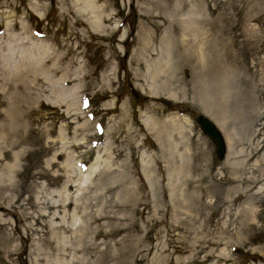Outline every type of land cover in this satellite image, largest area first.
Instances as JSON below:
<instances>
[{
  "label": "rangeland",
  "instance_id": "374dc122",
  "mask_svg": "<svg viewBox=\"0 0 264 264\" xmlns=\"http://www.w3.org/2000/svg\"><path fill=\"white\" fill-rule=\"evenodd\" d=\"M0 144V264H264V0H0Z\"/></svg>",
  "mask_w": 264,
  "mask_h": 264
},
{
  "label": "bare ground",
  "instance_id": "6f19581e",
  "mask_svg": "<svg viewBox=\"0 0 264 264\" xmlns=\"http://www.w3.org/2000/svg\"><path fill=\"white\" fill-rule=\"evenodd\" d=\"M39 51H41L42 50V48L41 47H38L37 48ZM35 59H37L36 57H28L27 55H24V56H20L18 59H16L17 61H16V63H15V67L16 68H20L22 71L24 70L25 72H27V73H31V71H33V69H35V65H36V63H37V61L35 60ZM32 74V73H31ZM167 95H169V96H173L172 95V93L171 92H168L167 93ZM74 96V95H73ZM69 102H71V100L69 99ZM207 117V116H206ZM208 118V117H207ZM210 119V118H209ZM211 120V119H210ZM168 121V128L166 129V128H160V127H158L159 129H158V131H157V133L159 134V136H161L162 137V139L163 138H166L170 143H172V140H171V138L173 137V134H174V131L175 130H177V128H179L180 126H179V120L176 118V117H174V116H171V117H169V120H167ZM212 121V120H211ZM214 124H215V122H213ZM164 124V123H163ZM216 125V124H215ZM218 125V124H217ZM19 126V124H17V127ZM218 127V126H217ZM220 127H218V129H219ZM220 130V129H219ZM173 144V143H172ZM17 144H15V146H16ZM2 147V145L0 144V148ZM2 154H4L3 152H2V149H0V159H1V157H2ZM15 158H17V155H13ZM6 166V165H5ZM16 167V166H15ZM14 169V167H12V169L8 172V170H7V168H5V171H3V172H0V178L1 177H5V176H9L10 174H11V172L13 173V170ZM174 169H176V167H174ZM174 171H176V170H174ZM15 173V172H14ZM65 207V205L64 204H51L50 205V208H52L53 210H55V209H58V208H64ZM1 209V208H0ZM82 212H84V211H82ZM72 213H75V210H73L72 211ZM88 213L86 212L85 213V216L87 215ZM96 216V217H95ZM94 217V218H93ZM57 218V217H56ZM92 218H93V221H92ZM65 219V218H64ZM63 219V220H64ZM61 220V219H60ZM97 221V213H96V215H94V216H91V217H89L88 218V220H87V223H92V222H96ZM61 225H63V224H60L58 227H60ZM70 229V228H69ZM96 235H97V233H95ZM79 237V239H77V238H75V241L74 242H71V244H67V242H65L64 241V243H60V246L62 247V252H61V254L63 255V256H66V254H67V251H70V249H69V247L70 246H72V244H76L77 246L79 245V243H81L82 242V237L81 236H78ZM69 249V250H68ZM59 259H62V260H64L62 257H58V260H56V262H54V263H59ZM72 260L70 261V262H68V261H66L67 263L66 264H72L74 261H76V260H74L73 258H71Z\"/></svg>",
  "mask_w": 264,
  "mask_h": 264
},
{
  "label": "water",
  "instance_id": "95a60500",
  "mask_svg": "<svg viewBox=\"0 0 264 264\" xmlns=\"http://www.w3.org/2000/svg\"><path fill=\"white\" fill-rule=\"evenodd\" d=\"M196 121L201 130L215 143L218 155L222 156L225 151V144L218 127L209 118L201 114L196 117Z\"/></svg>",
  "mask_w": 264,
  "mask_h": 264
}]
</instances>
